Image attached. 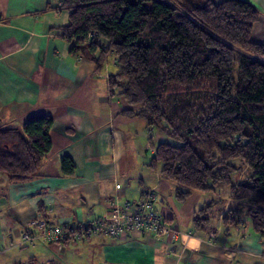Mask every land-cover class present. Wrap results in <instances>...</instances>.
Here are the masks:
<instances>
[{
    "label": "crops",
    "instance_id": "1",
    "mask_svg": "<svg viewBox=\"0 0 264 264\" xmlns=\"http://www.w3.org/2000/svg\"><path fill=\"white\" fill-rule=\"evenodd\" d=\"M63 1L0 0V123L18 127L38 115L53 119L51 149L37 175L12 182L0 172V264L33 263L24 252L30 255L25 247L37 240L22 238L33 219H107L112 201L136 206L146 188L155 191L153 206L178 231L175 237L101 234L66 242L61 252L75 254L78 264H264V235L253 231L249 218L223 222L232 204L229 190L193 191L179 200L175 183L160 177L159 166L150 167L163 133L126 114L124 99L110 92L113 55L97 69L94 60L70 53L71 44L61 37L69 17L59 7ZM247 1L259 14L252 40L264 44V0ZM62 157L72 160V174H63ZM209 202L210 219L197 228L194 214Z\"/></svg>",
    "mask_w": 264,
    "mask_h": 264
},
{
    "label": "trees",
    "instance_id": "2",
    "mask_svg": "<svg viewBox=\"0 0 264 264\" xmlns=\"http://www.w3.org/2000/svg\"><path fill=\"white\" fill-rule=\"evenodd\" d=\"M61 37L70 53L97 69L115 57L111 93L126 114L144 119L164 139L150 167L176 185V197L229 190L223 222L242 216L264 235V44L252 40L258 11L247 0H64ZM103 39L106 44H100ZM98 54V55H97ZM53 119L38 115L18 127L0 123V172L12 182L37 175L51 149ZM64 175L74 171L61 158ZM213 202L193 217L210 219Z\"/></svg>",
    "mask_w": 264,
    "mask_h": 264
},
{
    "label": "built area",
    "instance_id": "3",
    "mask_svg": "<svg viewBox=\"0 0 264 264\" xmlns=\"http://www.w3.org/2000/svg\"><path fill=\"white\" fill-rule=\"evenodd\" d=\"M155 191L143 190V199L136 206L129 203H110L109 218L87 219L82 222L51 224L43 217L33 219L22 231L24 241L32 239L56 243L61 247L66 242H77L105 234L120 239L131 233H142L156 237H175L178 231L164 221L153 206ZM132 208V209H131Z\"/></svg>",
    "mask_w": 264,
    "mask_h": 264
},
{
    "label": "rangeland",
    "instance_id": "4",
    "mask_svg": "<svg viewBox=\"0 0 264 264\" xmlns=\"http://www.w3.org/2000/svg\"><path fill=\"white\" fill-rule=\"evenodd\" d=\"M219 188L222 195H224L223 193H225V190H228V187L226 185H221L219 186ZM225 195H227V192ZM35 242V247H32L31 244L25 247L29 248V251L30 249L33 251L30 254L32 256L28 255L27 252H24L25 258H34L32 264H78L77 257L72 252H61V247L57 248L56 244L49 245L43 240H37ZM27 261V259L23 260L22 264H29Z\"/></svg>",
    "mask_w": 264,
    "mask_h": 264
}]
</instances>
